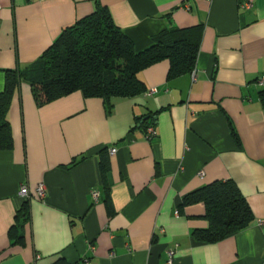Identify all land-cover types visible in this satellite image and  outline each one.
<instances>
[{
    "label": "crops",
    "instance_id": "obj_1",
    "mask_svg": "<svg viewBox=\"0 0 264 264\" xmlns=\"http://www.w3.org/2000/svg\"><path fill=\"white\" fill-rule=\"evenodd\" d=\"M97 5L137 51L201 25L194 79H169L159 61L140 73L146 91L109 111L79 91L38 105L21 82L7 112L13 145L0 151V264H166L169 252L172 264H264V0H0V92L6 71L27 69ZM218 180L236 183L253 220L202 242L205 206L182 199ZM25 201L21 246L9 229Z\"/></svg>",
    "mask_w": 264,
    "mask_h": 264
},
{
    "label": "trees",
    "instance_id": "obj_2",
    "mask_svg": "<svg viewBox=\"0 0 264 264\" xmlns=\"http://www.w3.org/2000/svg\"><path fill=\"white\" fill-rule=\"evenodd\" d=\"M201 28L196 25L165 29L152 38L147 48L137 51L132 40L114 23L109 9L97 5L92 13L63 28L27 69L6 71L4 89L0 92V151L10 150L13 145L7 112L21 82L30 85L38 105L79 91L85 98L102 99L109 111L114 99L143 94L146 87L140 73L159 61H168L169 79L191 73L197 60ZM259 100L264 108V87L259 91ZM99 166L107 188L108 163L104 157ZM199 202L205 206L204 218L208 222L207 228L193 231L199 241L218 242L243 230L253 220L247 200L232 180L207 184L185 195L181 205ZM28 220L29 207L25 201L9 229L13 243L24 245L23 228ZM50 264L68 263L58 257Z\"/></svg>",
    "mask_w": 264,
    "mask_h": 264
},
{
    "label": "built area",
    "instance_id": "obj_3",
    "mask_svg": "<svg viewBox=\"0 0 264 264\" xmlns=\"http://www.w3.org/2000/svg\"><path fill=\"white\" fill-rule=\"evenodd\" d=\"M191 74H192V77H193V79H194V72L192 71ZM258 82H259L260 85H264V77L259 78ZM154 91H155V89L153 88V89L149 90L148 93L151 94V93H153ZM154 134H155L154 125H153V124H149V125H147L146 128H145V136H146L147 138H150V137H152ZM114 152H115V148H111V149L109 150V154H113ZM200 174H202V172H201ZM44 191H45V189H44V186H43L42 184H40V185L37 186V188H36V193H37V195H38L40 198H43V197H44ZM18 194H19L21 197H23V198H28V196H29V191H28V188H27V186H26L25 184H22V185L20 186L19 191H18ZM92 196H93L94 198H97V196H98V192H97V191H93V192H92ZM172 255H173V253H172V252H169V259L167 260L166 264H172Z\"/></svg>",
    "mask_w": 264,
    "mask_h": 264
}]
</instances>
